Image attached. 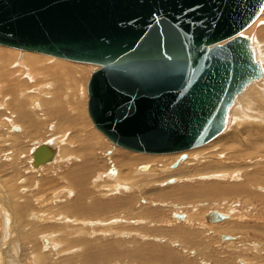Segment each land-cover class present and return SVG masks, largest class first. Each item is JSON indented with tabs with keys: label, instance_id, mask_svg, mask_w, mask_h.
<instances>
[{
	"label": "water",
	"instance_id": "obj_1",
	"mask_svg": "<svg viewBox=\"0 0 264 264\" xmlns=\"http://www.w3.org/2000/svg\"><path fill=\"white\" fill-rule=\"evenodd\" d=\"M263 9L264 0H0V45L100 65L88 84L95 127L128 150L170 154L221 132L223 106L256 73L241 34ZM32 155L38 167L55 151L41 144Z\"/></svg>",
	"mask_w": 264,
	"mask_h": 264
},
{
	"label": "rangeland",
	"instance_id": "obj_2",
	"mask_svg": "<svg viewBox=\"0 0 264 264\" xmlns=\"http://www.w3.org/2000/svg\"><path fill=\"white\" fill-rule=\"evenodd\" d=\"M261 45L264 47L263 43ZM253 46L254 45L252 41V48ZM19 51L23 52V50H19ZM254 54L256 55L255 51ZM20 56L22 58L23 54L19 55L15 60L19 61ZM259 56L260 54H258V56L256 55V59L259 58ZM51 58L52 59H50L51 60L50 62H56L53 59H57V58L54 57ZM68 62L73 63V61H68ZM73 64L81 65L79 66V68L82 70L86 69L85 70L86 73L84 77L78 80V84H77L78 86L77 88L79 89V90L77 89V93L79 94L80 98L77 97L76 100L72 99V103L70 105H67L65 101H63L64 104L56 103L50 105L51 102L50 104H48L49 102L47 103L46 101L47 99L45 98L43 101V104L45 105L42 104L41 109L40 107L36 106L35 110L39 114H43V112L47 113L46 110L50 112L52 111L51 110L52 107L58 105H60L61 112L59 111L51 115L50 113H48L49 115L47 116L42 115L41 120H39V125L41 126H38V130H37L39 134L33 140L32 139L30 140V137L34 133L31 132L33 130L29 129V131H27L28 129L27 128L28 125H26L27 118L24 119L25 117H21V120L24 119L21 122L22 123L25 122L24 126L26 127L24 128L27 131L29 138H25L24 135L25 134L27 135V133L25 132L24 129L22 131L16 132L13 129H11V127H7V125L5 126L3 125L4 120H6L10 115L7 112V110L9 112H12L10 110H13V112L15 113L14 111L15 108H13L11 104L8 106L9 108H6V112L3 111L1 107L6 102L10 103L11 99L7 96L8 94H5L7 91L4 92L5 94L4 96H3V92L0 95V124H2L0 125V192L2 195L1 202L5 198L8 199L7 203L10 206V210H11V216H12L11 220L13 219L12 221H9V228L6 230L4 225L5 223H3L5 222V219L3 220V218H7V215L5 212L4 215L0 207V264H39L36 262L34 258L35 252L38 253L37 251H41L44 254V257L46 258L45 260L43 257H41L40 263L42 264L45 263L46 264H81V255H82V252L80 251L81 248H78V250L75 249L76 245L72 244V242L69 243L64 242L65 245H62L60 241V237H62L63 234L53 230L50 226H52L53 224L58 226L59 225L68 226L69 229L71 230L68 229L67 234L72 238L73 237L76 238V235L74 234L75 235L74 236L72 235L73 233L70 234V232L73 229L80 227L82 224L79 222L78 224L76 223L74 224V222L68 217L58 218L57 221L58 223H60L61 221L63 222H61L60 224L58 223L56 224L55 222H53V220L47 219V217L49 215L50 218V210H49L50 208L54 206L64 205L68 199H72L74 197L72 194L70 195L71 198L69 197V195H67L69 194V191H71V188L69 187L67 188L65 186L61 187V184L63 183L62 179H65L64 178L65 174H68V172L70 173V171L75 167V165H77L79 168L80 165L84 164L85 160L89 161L90 158L93 159V161L96 162L98 165L95 172L97 170L100 172L97 175L93 173L94 172L93 171L92 176H89L87 180L88 187L89 189H91L90 192H92L91 194L95 193L91 197L95 196L98 199L99 197L102 198V195H100L102 193L99 192L104 191L105 197L103 198L105 201L125 199L129 197V194H132L138 198V200L136 199L135 203L133 202L132 204L133 206L132 212L122 207L117 209L118 214H121L123 212L125 213L129 212V215L126 216V218H131L130 223L118 222L122 224L116 226L117 225L116 222L112 221L109 222L108 224L99 225L97 224V221L94 220V222H96L95 224L98 225L96 228L100 226V228H102L104 231L103 234L96 235L97 238L102 237V239H104V242L101 244L102 246L100 249L101 252L102 251L106 253H108L109 251L123 252L126 249L133 250L141 247L153 246L161 249L164 255L168 253H172L174 258H176V263H168L165 259L166 257L165 256L163 257L161 253L160 255H157V260H158L156 261L157 264H241V263L264 264V190H263L264 184L263 182H258V184L257 182H252L251 184H249L244 179L245 172L247 173L254 172V170H258V168H260V171L263 173L262 177L264 178V148H263L264 146L262 148L261 147L259 148V146L256 147L257 140L251 137L250 138L246 137L244 146L242 144L243 146L242 149L244 151L243 153L246 155V154H250L249 152H251V154H254V157H252L253 155H251L250 157L246 155L244 158L241 159V163L233 162L231 164L230 161H228L229 163L224 162L227 160L223 155H221L223 156V158L217 157L219 158L218 159L219 162H222V165H224L225 168L227 167L226 168L227 170L231 171V172L225 171L221 173L223 174L224 178L216 177L217 178L216 179L215 177H212L210 175L200 176L197 174V170L200 167L204 166V164L208 163V161H210V157L212 156V154L220 150L218 149L219 145H216V143H212L211 145H209L211 143L210 142L202 147L196 148L195 150L192 149L191 150L192 152L189 151L182 153L180 152L181 155L179 156L178 160L168 167L158 166L156 164L157 159L154 160L152 159L149 163L143 164L144 166H147L146 171L137 169L138 173L149 174V172L152 171V174H155L154 176L150 173L151 175L147 176L148 180L147 179L146 180L148 182L145 185L140 187L137 185L133 186V184H129L128 186L130 187L131 190L128 193L108 192L106 188L103 187L104 185L102 186L100 185L101 184L100 182L103 181L102 182L103 184V183H108L109 181L110 182L115 181L110 178L112 176L115 177L116 175V174H111V171L113 169L117 171L118 168L117 169L113 168L112 165L115 164L117 167L118 165L120 166L123 160V156H121L122 154L127 156L134 154L136 155V153L138 155L143 154V156L160 155V154H147L140 152L138 153L127 150L117 145L116 143L112 142L111 140H108L100 131H98L94 127L88 113V100H89L88 93L85 92H87V86L90 77L97 70H99L101 66L91 63H78V62H74ZM64 77L65 75L63 76V78ZM50 78H52V76ZM23 79L28 82L30 81L29 79L26 78V75H24ZM52 79L58 85V89L56 92L60 94V98H61V96L64 94L61 93V90L64 88L63 84L65 85V87H67L66 79H62V78H60V80H55V78ZM15 80L13 79V82ZM9 81L10 83H13L11 78ZM260 81L264 82V77ZM260 81L251 85L248 89H246L247 88L246 86L245 87L243 86V88L239 92H241L242 90L244 91L246 90V91L239 97L240 100L239 104L236 103L235 100L233 103L230 102L229 103L230 105L229 104L227 105L228 110L226 111V119L223 130L224 132L220 136H224L223 134H225L227 130L228 131L231 130V127L233 126L232 123L235 120L236 116L233 115L231 111V106L236 105L240 108L241 117L246 116L245 117L246 119H251V120L257 119L260 121H264V86H263L264 83L262 82L260 83ZM59 84L61 87H59ZM1 86L4 87V82L0 83V89ZM25 86L27 88L31 87L29 88V90H32L33 88L31 85L28 86V84L22 85V88ZM26 87L23 88L24 91L27 90ZM29 90L27 91L30 92ZM62 92L65 91L62 90ZM5 97L7 98L5 99ZM29 103L30 102H28V104ZM64 113H66L67 117L71 119L69 121L70 123H61L60 120H58L59 114H64ZM254 124H258V123H254ZM251 125L253 126V124ZM251 125L247 124L246 126L243 125V127L245 126L248 128L251 127ZM261 126L262 128H264L263 127L264 125L261 124ZM243 127L242 125H240V129ZM66 133L67 135H65ZM84 134L85 136L88 137V141L90 144L89 147H91V149H88L89 147L87 148L84 144H81L82 142L81 140H79V137L80 136L82 137V135ZM13 136L15 139L13 138ZM16 136L18 137L17 138L18 140H16ZM69 136L71 137V139L67 140L68 139L67 137ZM81 137L80 139H82ZM52 138L56 140L58 139L57 141L59 142L61 141L60 142V144L62 143L61 145H64L66 143L64 145L65 147L62 148L66 152L65 154V156L67 157L66 160L69 159V161L64 160L65 159L64 155L62 156L60 155L61 157L60 158L58 157L59 160L57 159L58 162L53 159V162H51V164L48 163L49 165L45 166L44 168H40L39 169L40 171L38 170V168L34 169L33 167L34 158L32 153L37 147L34 146V142L50 143L52 141L51 140ZM8 142L10 144H6ZM17 144L19 145L20 151H18ZM252 149H255L256 151ZM16 151L17 153L20 152V155L18 156L19 158L16 157L17 159H13V156ZM222 154H226V153H222ZM87 155L91 157H88ZM183 155L185 157L184 159L182 158ZM245 158H248L250 162L249 163L250 168L246 169L245 171L242 170V174H237L235 171L233 172L234 169L235 170L238 169V166L239 168H241L240 165H243ZM11 160H13L15 163ZM177 162L180 163L176 168H174L173 165ZM18 163L22 168L18 165ZM122 164L125 163L122 162ZM143 165L139 167L141 168L143 167ZM16 169H18V171L21 172L18 173ZM171 173L174 174V177H171V179H174L173 183L169 182L170 184L168 185L162 184L163 182H168L170 178H167V180L159 182L157 185L156 183H152L153 180L157 179L156 178L157 176L161 175L165 177V175ZM107 174H109L108 175L109 177L107 176ZM210 182L218 183L222 185L226 184L224 186L226 188L225 191L229 190L227 187L240 188L242 190L246 189L245 193L247 194L245 195V193L243 192L244 194L233 197L227 194H222L223 196L220 195L219 197L215 196L213 198L201 199L200 201L195 202V204L192 206L188 205V203H180L177 200L167 197L169 195L167 193H169V190H171L172 188L188 187V186L197 187L198 185H203V184H205L206 186ZM242 182H243V186H241ZM45 183H47V185H44ZM172 184H174V186H172ZM49 186L53 187V190H47L50 189ZM13 189L16 194L18 193L17 195L18 197L17 196H16L17 198L14 197L15 198L14 201L11 195L12 193H14L12 192ZM156 190L157 193H153ZM159 190H162L160 191L162 194L159 193ZM163 190L168 192L166 193ZM248 190L251 191L249 192ZM54 191L55 193L57 191H60L61 194H63L62 197H59L58 199H52L51 201L52 203H50L49 200L46 201L45 200L46 196L47 195L52 196ZM148 191H152V192H148ZM163 193L165 197L164 200H162L161 197L159 196V194L163 196ZM167 198L168 200H166ZM6 199L4 201H6ZM194 201H196V199H194ZM19 202H22L23 204ZM236 203H239V205H237ZM15 204H19V205L21 204L24 207L18 211L16 208H13ZM3 207L6 208L5 206ZM151 210L152 211L160 210L161 217L159 216L158 218L159 219L163 218V219H161L158 222H152L151 224H148L146 219L139 218L140 215L143 214L145 215V213H147L145 211H151ZM213 212H218L224 215L231 216L234 222L241 223L239 225L244 227L245 232L243 231V233H239V234L219 232V226H222L221 223L230 219L224 220L217 224L216 223L208 224L205 217L209 213H213ZM175 213L185 214L187 216L188 221L187 219L186 221L183 222L178 221V219H176L175 216H173V214ZM20 214L21 215L23 214L22 217L19 216ZM81 216L91 217V214H81ZM109 216L110 215H106L104 218H108ZM123 218L126 219L125 216H123ZM145 225L147 227H145ZM148 227L153 228V230H155V232L157 233H151L145 231L142 234H140L137 230L139 228H148ZM183 234L188 235L189 237L188 236L185 237ZM49 235L52 236L53 239H55L54 242H52L54 244L50 242ZM58 235H60V237ZM92 235L95 236V234ZM225 235L231 236L232 240L223 241L222 237ZM4 236L6 237L4 238ZM42 236L44 237V240ZM69 239L70 238L68 237V240L64 239V241L65 240L70 241L71 239L70 240ZM47 241L49 245L47 244ZM3 244L5 245L2 247ZM3 250L5 251L4 253ZM132 259H133L132 255H122L120 257H114L111 259L104 260L97 264H134L132 263ZM146 261L148 262L146 264H151L150 263L151 257L150 256L147 257Z\"/></svg>",
	"mask_w": 264,
	"mask_h": 264
},
{
	"label": "bare ground",
	"instance_id": "obj_3",
	"mask_svg": "<svg viewBox=\"0 0 264 264\" xmlns=\"http://www.w3.org/2000/svg\"><path fill=\"white\" fill-rule=\"evenodd\" d=\"M242 33L243 34L241 36L248 40L247 41L248 42L247 43V46H248L247 49H248V51L250 53V57H251L252 62L256 65V73L246 77V79L244 80L243 85L240 88V90L243 88V86L244 87L246 86L247 87L246 89H248L251 85L257 83L258 81H260L264 77V47L261 45L262 43L264 44V9H263L262 13L260 14V16L256 19V21L251 26H249L245 31H243ZM247 36H249V37H247ZM252 41H253V45H254L253 48H252ZM19 50L20 49H16V48L0 45V83L4 82V87L1 86V89H0V91H1L0 95L3 92V96L5 94H8L7 96L11 99L10 103L6 102L5 104H3V106L1 108L3 109V111L6 112V108H9L8 106L12 104L11 106H13V108H15L14 111L16 113L15 114L13 112V110H10L13 113L9 112L7 110V112L10 115H9V117L6 120H4L3 125L4 126L7 125V127H11V129H13L14 131L19 132V131H22L23 129L25 130V128H24V127H26V126H24L25 122L22 123L21 121L27 118L26 119L27 120V124L26 125H28L27 131H29V129L33 130L31 132H34V133L30 137V140L31 139L33 140L39 134V132L37 130H38V126H41V125H39V120H41V116L42 115H46L47 116V115H49L48 113H50V115L51 114H55L56 112H59L60 109H61L60 105H58V106L52 107L51 108L52 111H50V112L48 110H46L47 113L43 112V114H39L35 110L36 106L40 107V109H41L43 101H44L45 98L47 99L46 100L47 103L49 102L48 104H50V102H51L50 105H53V104H56V103L61 104V103H63V101H65V103L67 105H70L72 103V99L76 100L77 97H79V94L77 93V89H78L77 88L78 87L77 84H78V80H80L82 77H84V75L86 73V71H85L86 69L82 70V69L79 68V66H81V65L73 64L74 62L73 63L68 62L69 60H66V59L54 57V56L47 55V54H42V53H37V52H32V51H26V50H23V52H21ZM24 51H26V52H24ZM254 51H255L257 56H258V54H260L259 58L256 59V55L254 54ZM21 54H23V57L21 58V56H20V60L16 61L15 59ZM50 56L54 57V58H57V59H53L56 62H50L51 61L50 59H52ZM78 63H80V62H78ZM24 75H26V78L30 80L29 82L25 81L23 79ZM64 75H65V77L63 78ZM51 76H52V78H55V80H60V78L66 79L67 87H65V85L63 84L64 88L62 90H64L65 92H62V90H61V93H64L63 95L61 94L62 95L61 98H60V94L56 92L57 89H58V85L56 84V82L52 78H50ZM91 77H90V79H91ZM10 78L12 79V82H13V79L14 80L16 79V80L13 83H10V81H9ZM89 82H90V80H89ZM89 82H88V84H89ZM261 82L264 83L263 81H260V83ZM57 83H59V82H57ZM24 84H28V86L31 85L33 87L32 88L33 91L29 90V88H31V87L27 88L26 87L27 85L25 87L30 92H28L27 90L24 91L23 88H25V87L22 88V85H24ZM38 85L40 86V88H39ZM59 87H61L60 84H59ZM5 91H7V92L4 94ZM239 91H237L233 95V97L229 101H227L225 103V105L223 106V110H224V114L225 115L223 114V118L221 120V132L216 137H214L211 141L208 142V143L211 142L209 145H211L212 143H216V145H219L218 149H220V150L218 152L217 151L214 152L212 154L213 157L210 155L211 156L210 157V161H208V163L204 164V166L200 167L197 170V174L200 175V176L201 175H203V176L210 175V176L215 177V178L216 177H220L221 178V177H223V174H221V173H223L225 171H227V172L230 171V170L226 169L227 167L225 168V166L222 165V162H219V160H218L219 158H217V157L223 158V156H224L227 161H224V160H222V161H224V162L230 161V164L233 163V162L241 163V159L244 158L246 155L249 156V157L251 155H253L252 157H254V154H251V152H249L250 154H246V155L243 153L244 151H243L242 148L244 146V142L246 141V137L247 138L251 137L253 139H256L257 140V142H256L257 146L255 144L256 147L259 146V148L260 147L262 148L264 146V128H262V126H261V124L264 125V121H260V120H257V119H253V120L246 119L245 118L246 116L245 117H241L240 108L238 106H236V105L235 106H231V111H232L233 115L236 116L235 120L232 123L233 126L231 127V130H229V131L227 130L225 132V134H223L224 136H220L224 132L223 130H224V123H225V119H226V111L228 110V106L227 105L230 102L233 103L235 100H236V103L239 104V101H240L239 97L246 90L245 91L242 90L241 92H239ZM85 93H88V97H89L88 86H87V92H85ZM6 98L7 97H5V99ZM28 102H30V103L28 104ZM88 102H89V100H88ZM43 105H45V104H43ZM64 112H65V110H64ZM21 117H25V118L21 120ZM58 117H59L58 120H60L61 123H70L69 121L71 119L69 117H67L66 113L59 114ZM91 121H92V119H91ZM71 123H72V121H71ZM92 123H93V121H92ZM254 123H258V124H254ZM247 124H250V125L253 124L254 127L251 125V127L247 128V127H245ZM0 125H2V124H0ZM93 125H94V123H93ZM240 125H242V127H243V125H245V126L240 129ZM94 127H95V125H94ZM27 131L25 130L26 133H27ZM98 131H100V130H98ZM67 133L65 135H67ZM49 135H52V134H49ZM24 136H25V138H29L28 133H27V135L25 134ZM104 136L108 140H110L106 135H104ZM80 137H79V140H81V142H82L81 144H84L88 148L89 145H90L89 141H88V137L85 136V134L82 135V137H81L82 139H80ZM13 138H14V136H13ZM17 138L18 137L16 136V140H18ZM67 138H68L67 140L71 139L70 136L67 137ZM51 140L52 141L50 143L34 142V146L38 147L41 144L49 145L50 148L53 151H55V156H54L53 159L55 161H57V159L59 160V158L62 155L65 156L66 152L64 151V149L62 147H65L64 145L66 143L64 145H61L62 143L60 144L61 141L60 142L57 141L58 139L56 140V139L52 138ZM67 143H68V141H67ZM208 143H206V144H208ZM254 143H255V141H254ZM6 144H10V143L8 142ZM20 144H22V143H20ZM206 144H204V145H206ZM242 144H243V146H242ZM69 145H70V143H69ZM204 145H202V146H204ZM202 146H200V147H202ZM70 148H71V146H70ZM197 148H199V147H197ZM88 149H91V147H89ZM193 149L195 150L196 148H193ZM255 149H252V150H255ZM191 150L192 149L186 150V151L192 152ZM18 151H20L19 145H18ZM186 151H182V152H186ZM133 152H135V151H133ZM222 153H226L227 155L226 154H222ZM19 155H20V152L17 153V151H16L14 156H13V159L19 158L18 157ZM180 155H181L180 152L170 153V154H160V155H147V156H143V154H139L138 155L137 153H136V155L134 154V155H129V156L122 154L121 155V156H123L122 162H124L125 164H122V162H121L120 166L118 165V167L115 164H113V165L111 164L113 168H116V169L118 168L119 169V170L117 169V171H115V169H113L111 171V174H116L115 177L114 176H112L113 178L110 177L111 179H113L115 181H112V182L109 181L108 183H103V184H102L103 181L102 182H100L99 180L98 181L101 183L100 184L101 186L104 185L103 187H105L108 192H115V193L125 192V193H128L131 190L130 187L128 186L129 184H133V186L137 185V186L141 187V186L145 185L148 182L147 181L148 180L147 176L151 175L152 171H150L149 174H143V173H138V170H137V169H141L142 171H146L147 166H144L143 164L149 163L152 159L153 160L157 159L156 160L157 161L156 164L158 166L168 167V166L172 165L174 162H176ZM221 155H223V156H221ZM88 157H91V156H88ZM66 158L67 157L65 156L64 160H66ZM53 159L49 162V164H51V162H53ZM11 161H13V160H11ZM66 161H69V159H67ZM116 161H118V160H116ZM177 163L179 164L180 162H177ZM249 163L250 162H249L248 158H245V161H244L243 165H240L241 168H239V166H238V169H236V170L234 169L233 172L235 171L237 174H242V170L245 171L246 169L250 168V164ZM49 164L47 163V164H43V165H40V166L36 167V166H34V161H33L34 169L38 168V170L40 168H44L45 166H47ZM18 165H19V163H18ZM82 165H80L79 168H78L77 165H75V167L70 171V173L67 171L68 174H65V177H64L65 179H62L63 181L61 180L63 182L61 184V187L65 186L67 188L68 187L71 188V191H69V194H67V195H69V197H70V195L72 194L74 197L72 199H68L64 205L54 206V207L50 208L49 209L50 210V218H49V215H48V217L46 216L47 219L53 220V222H55L56 224L58 223L57 222L58 218H67V217L69 219H71L74 222V224L75 223L78 224V222L82 224L80 227H78L76 229H73L70 232V234L73 233L72 235L75 234L77 239L75 237L72 238L71 236H69L67 234V231L69 229L68 226H64V225H59L58 226V225H54V224L52 226H50L53 230L58 231L59 233L63 234L62 237H60V235H58L60 237V241H61L62 245H65L64 242H67V243L72 242V244L76 245L75 249L78 250V248H81L80 249V251L82 252L81 264H97V263L102 262L104 260L111 259V258H114V257H120L122 255H132L133 256L132 263H134V264H146V263H148L146 261V258L150 256L151 257V262L150 263L151 264H157L156 263V261H158L157 260V255H160L161 253H162L163 257L164 256L166 257L165 259H166V261L168 263H176V258H174L172 253H168V254L164 255V253L162 252L161 249L153 247V246H150V247L146 246V247H141V248H137V249H133V250L126 249L123 252H114V251L110 252L109 251L108 253H106V252H103V251L101 252L100 251V249L102 247L101 244L104 242V239H102V237L101 238H97L96 235L103 234L104 231H103L102 228H100V226L98 228H96L98 226L97 224H99V225L103 224L104 225V224H108L109 222L113 221V222H116V224H117L116 226H119V224L121 225L122 223H125V222L126 223H128V222L130 223L131 218H126V216L129 215V212L128 213L123 212L121 214H118L117 209L122 207V208H126L128 211L132 212L133 211L132 204H133V202L135 203L136 199L138 200V198L135 197L132 194H129V197H127L125 199L112 200V201H108L107 200V201H105L104 198H103V197H105L104 196V193H105L104 191L99 192V193H102V194H100V195H102V198L99 197V199H98L95 196L91 197L95 193L91 194L92 192H90L91 189H89V187H88L87 180H88L89 176H92L93 173L98 175V173H100V172L98 170L95 172V170L97 169L98 165L91 158L89 159V161L85 160L84 164H82ZM142 165H143V167L140 168L139 166H142ZM159 168H161V167H159ZM231 169H232V167H231ZM16 170L18 171V169H16ZM176 171H178V170H176ZM19 172H21V171H18V173ZM262 174L263 173L260 171V168H258V170H254V172H249V173L245 172V175H244L245 178L244 179L249 184H251L252 182H257V184H258V182H263V184H264V178L262 177ZM108 175L109 174H107V176ZM152 175L155 176V174H152ZM156 176H157V174H156ZM238 176H240V175H238ZM171 177H174L173 173L165 175V177L159 175V176L156 177L157 178L156 180H153L152 183H156V185H157L159 182H162L164 180H167V178H170V180L168 182H163L162 183L164 185H168V184L174 182V179H171ZM59 178H60V176H59ZM205 178H207V177H205ZM192 179H191V181H192ZM94 180H93V182H94ZM89 182H90V180H89ZM95 184H94V186H95ZM44 185H47V183H45ZM225 185L226 184L222 185V184L210 182L206 186H205V184H203V185H198L197 187L196 186L195 187H193V186L176 187V188H172L171 190H169V193H167L168 191H164V190L163 191L166 192L167 194H169L167 197H170L171 199L177 200L180 203H188V205H190V206L194 205L195 202H198L201 199L213 198L215 196L219 197L222 194H227V195L233 197V196L242 195V194H244L246 192V189L242 190L240 188H229V187H227L229 190L225 191V189H226L224 187ZM97 186H98V184H97ZM172 186H174V184H172ZM241 186H243V182H242ZM250 186H249V188H250ZM49 188L50 189H47V190H53V187L49 186ZM167 190H168V188H167ZM160 191H162V190H159V193H161ZM12 192L15 193L14 189L12 190ZM148 192H152V191H148ZM14 193L11 194L13 201H14L15 198L18 197L17 196L18 193L17 194L16 193L14 194ZM153 193H157V190L154 191ZM36 194H38V193H36ZM246 194L247 193H245V195ZM62 195L63 194H61L60 191H57L56 193L54 191L52 196L47 195L45 200L46 201L49 200L50 203H52L51 202L52 199H58L59 197H62ZM159 196L161 197L162 200L165 199L164 193H163V196H161L160 194H159ZM171 196H174V197H171ZM1 199H2V195H1V192H0V207H1L2 211H3V213L5 212L6 215H7V218H3V220L5 219V222H3V223H5L4 225H5V228L7 230L9 228V221H12L13 219L11 220L12 216H11L10 206L7 203L8 199L5 198L6 201H4L5 199L2 200L3 204L1 202ZM194 199H196V201H194ZM166 200H168V198ZM19 201H22V200H19ZM19 203H22V202H19ZM236 204L239 205V203H236ZM3 206H5L6 208H4ZM23 207L24 206L21 205V204L20 205L19 204H15V206H13V208H16L18 211L21 208H23ZM244 207H247V206H244ZM145 212H147V213H145V215L144 214L140 215L139 218L146 219L148 224H151L152 222H158L161 219H163V218H160V219L158 218L160 216V213H161L160 210H154V211L151 210V211H145ZM5 213H4V215H5ZM22 213H23V211H22ZM17 214H19V213H17ZM81 214H91V217H84V216H81ZM22 215L20 214L19 216L22 217ZM106 215H110L111 217L109 216L108 218H104ZM176 215H184L185 216V218L183 220L178 219V221H180V222L186 221V219H187V216L185 214H178V213L173 214V216H175V218L177 219ZM221 215L224 216V219L221 220V221H209V220L206 219V217H205V219H206L208 224H210V223H216L217 224V223L222 222L224 220L230 219V220H227V221H224L223 223H221L222 226H219V232H228V233H232V234L243 233L244 227L239 225L241 223L234 222L232 220L233 218L231 216L224 215V214H221ZM123 216H125L126 219H124ZM155 217H157V218H155ZM93 218H95V219H93ZM94 220L97 221V224H95L96 222H94ZM187 221H188V219H187ZM61 222H63V221H61ZM118 222H122V223H118ZM60 223H58V224H60ZM200 223H201V221H200ZM87 224H89V225H87ZM71 227H74V226H71ZM145 227H147V226L145 225ZM69 230H71V229H69ZM137 230H138V232L140 234H142L145 231H148V232H151V233H157V232H155V230H153V228H150V227H148V228H139ZM8 233H9V231H8ZM92 234H95V236L92 235ZM124 234H126V233H124ZM67 235H68V237L70 239L72 238L71 240L69 239L70 241H66V240H68ZM43 236H42V238L44 240ZM184 236L187 237L188 235H184ZM5 237L6 236H4V238ZM45 238H46V235H45ZM49 238H50V242L51 243L54 242L55 239H53L52 236H50ZM64 239H66V240L64 241ZM222 240H223V238H222ZM228 240H232V237H231V239H228ZM223 241H225V240H223ZM233 242H234V240H233ZM47 244L49 245L48 241H47ZM52 244H54V243H52ZM4 245L5 244H3L2 247ZM4 252L5 251L3 250V253ZM37 252L39 254L35 252L34 258H35L37 263L42 264V263H40L41 257H43L45 260H46V258L44 257V254L41 251H37ZM168 260H170V261H168Z\"/></svg>",
	"mask_w": 264,
	"mask_h": 264
}]
</instances>
